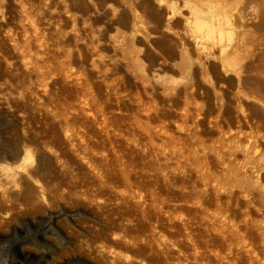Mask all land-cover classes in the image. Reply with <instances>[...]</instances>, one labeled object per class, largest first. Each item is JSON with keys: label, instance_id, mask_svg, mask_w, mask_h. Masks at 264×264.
<instances>
[{"label": "rangeland", "instance_id": "obj_1", "mask_svg": "<svg viewBox=\"0 0 264 264\" xmlns=\"http://www.w3.org/2000/svg\"><path fill=\"white\" fill-rule=\"evenodd\" d=\"M0 264H264V0H0Z\"/></svg>", "mask_w": 264, "mask_h": 264}, {"label": "bare ground", "instance_id": "obj_2", "mask_svg": "<svg viewBox=\"0 0 264 264\" xmlns=\"http://www.w3.org/2000/svg\"><path fill=\"white\" fill-rule=\"evenodd\" d=\"M196 10V9H195ZM195 12V11H194ZM200 12V11H199ZM198 13H196V28H197V30H198V32L199 33H204V32H207V35H206V37H205V35H204V37L206 38V40H212V38H213V36L216 34V33H220V35H222L223 34V32L225 31V30H227L226 28H231V23H230V21L229 20H221V19H219L218 18V21H217V23H211V24H209V23H205L203 20H202V18H201V16L200 15H197ZM203 15V14H202ZM214 17V16H213ZM216 17H218V16H216ZM215 17V18H216ZM223 19V18H222ZM207 21V20H206ZM214 21V20H213ZM210 22V21H209ZM215 22V21H214ZM27 162H30V163H35L36 162V160H35V158L32 156V155H30V154H27ZM18 168H23L22 167V164H20L19 166H18Z\"/></svg>", "mask_w": 264, "mask_h": 264}]
</instances>
